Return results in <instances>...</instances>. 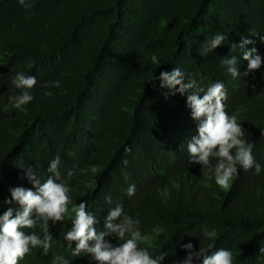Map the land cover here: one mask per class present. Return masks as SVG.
Instances as JSON below:
<instances>
[{"label": "trees", "instance_id": "obj_1", "mask_svg": "<svg viewBox=\"0 0 264 264\" xmlns=\"http://www.w3.org/2000/svg\"><path fill=\"white\" fill-rule=\"evenodd\" d=\"M30 2L26 10L18 0H0V214L10 207L4 203L10 188L34 190L26 170L43 182L59 155L61 176L75 172L73 204L86 202L98 228L111 208L122 205L150 237L141 246L154 256L167 254L161 264L185 258L181 246L188 243L197 251L212 245L209 254L230 249L234 264H264V66L244 76L248 62L232 48L244 37L254 41L247 50L264 56V0ZM217 33L227 37L224 44L202 55ZM231 55L239 60L237 78L221 64ZM175 68L205 89L225 85L227 113L237 116L254 145L259 175L238 166L223 189L214 172L189 163L187 140L198 135V121L186 95L160 86V74ZM17 72L38 80L33 101L21 109L10 104L20 94L11 83ZM56 80L59 88L41 87ZM48 90L51 97L43 95ZM130 185L136 186L133 197ZM71 227V213L50 224L48 254L33 249L19 264H52L56 255L95 264L87 254L72 255L75 242L64 238ZM211 229L217 230L214 240L203 235ZM25 231L43 237L39 227Z\"/></svg>", "mask_w": 264, "mask_h": 264}, {"label": "clouds", "instance_id": "obj_2", "mask_svg": "<svg viewBox=\"0 0 264 264\" xmlns=\"http://www.w3.org/2000/svg\"><path fill=\"white\" fill-rule=\"evenodd\" d=\"M21 7L30 10L33 4L30 0H18ZM227 37L221 33L209 39L202 51L206 55L221 47ZM264 40V37H261ZM254 41L242 37L241 43L232 48H239L242 59L248 62V71L243 75L259 71L264 66V56L256 48L247 50V45ZM34 61L29 65L32 67ZM239 60L236 56L221 59L222 66L233 77L241 76L238 67ZM3 75L0 74V79ZM161 88H167L171 95L177 92L186 95L187 106L191 109L192 118L198 121V135L187 140L189 163L201 165L202 171L214 172L215 182L223 189L230 186V182L238 174V166L245 171L255 169L259 175L262 171L261 164L253 156L252 143L245 139L246 131L238 122L236 115H229L226 110L227 89L222 82L209 85L206 89L197 84L195 79L185 80V74L175 68L171 72L164 71L159 77ZM155 80V77L151 79ZM12 85L20 90L19 95L10 97L11 107L21 109L30 104L34 96L32 91L36 88L38 80L34 75L17 72L11 77ZM44 89L59 88L60 82L46 81L41 85ZM43 95L51 97L52 91H44ZM8 107L5 108V111ZM130 151V149H128ZM213 160L215 164L213 165ZM61 158L57 155L51 162L48 172L51 175L43 182L32 169L26 170V176L33 188L13 187L9 189L11 199L4 201L10 205L3 214H0V264H19L33 249H43L47 255L52 247L53 235L49 225L63 222L71 213L72 227L65 234V240L75 242L73 256L81 253L89 255L95 264H161L166 253L154 256L147 244L150 237L141 231L139 219H134L124 212L123 206L117 204L111 208L105 218L103 228H98L99 220L87 210V203L73 204L72 188L70 181L74 171H68L62 177L59 171ZM85 170H81L83 173ZM94 171V169H93ZM127 194L133 197L136 186L130 185ZM110 204L111 196L106 197ZM43 230V237L35 231L26 229ZM159 234V228L153 230ZM203 235L209 240L217 237V230H204ZM119 240L120 243H113ZM72 247V243H69ZM182 250L186 252L185 258L178 260L177 264H234V253L227 248H220L209 254V248L199 247L197 251L192 243L183 244ZM264 251V249H262ZM52 264H71L70 260L56 255Z\"/></svg>", "mask_w": 264, "mask_h": 264}]
</instances>
